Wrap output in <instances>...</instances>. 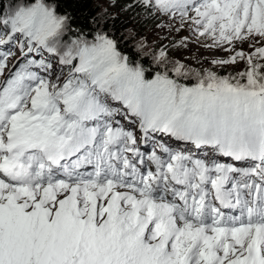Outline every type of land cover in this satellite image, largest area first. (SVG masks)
I'll return each instance as SVG.
<instances>
[{
  "label": "snow or ice",
  "instance_id": "1",
  "mask_svg": "<svg viewBox=\"0 0 264 264\" xmlns=\"http://www.w3.org/2000/svg\"><path fill=\"white\" fill-rule=\"evenodd\" d=\"M80 3L0 0V264H264V0Z\"/></svg>",
  "mask_w": 264,
  "mask_h": 264
},
{
  "label": "trees",
  "instance_id": "2",
  "mask_svg": "<svg viewBox=\"0 0 264 264\" xmlns=\"http://www.w3.org/2000/svg\"><path fill=\"white\" fill-rule=\"evenodd\" d=\"M123 3L124 0H118V6L117 8H115V12L119 10V6ZM76 13L78 19L83 21L89 15H96L97 13H101V9L97 0H81V3L76 7ZM128 26L129 23L127 19V14H122L116 21V28L123 29ZM128 51L131 52L132 48L129 47Z\"/></svg>",
  "mask_w": 264,
  "mask_h": 264
},
{
  "label": "rangeland",
  "instance_id": "3",
  "mask_svg": "<svg viewBox=\"0 0 264 264\" xmlns=\"http://www.w3.org/2000/svg\"><path fill=\"white\" fill-rule=\"evenodd\" d=\"M97 2L99 4L101 12H102V9L104 7H107L108 0H97ZM110 10L115 12V8L110 9ZM141 34L147 36V38L149 40H152L154 38V35H155V33L153 32V30H152L150 25L147 28H145V29H141ZM245 48H247V45H245Z\"/></svg>",
  "mask_w": 264,
  "mask_h": 264
}]
</instances>
